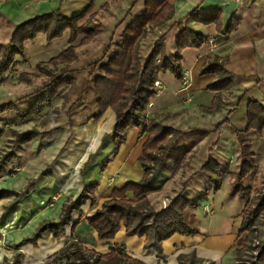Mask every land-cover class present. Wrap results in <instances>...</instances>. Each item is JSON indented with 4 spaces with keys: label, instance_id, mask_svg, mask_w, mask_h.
<instances>
[{
    "label": "trees",
    "instance_id": "trees-1",
    "mask_svg": "<svg viewBox=\"0 0 264 264\" xmlns=\"http://www.w3.org/2000/svg\"><path fill=\"white\" fill-rule=\"evenodd\" d=\"M174 0H145L140 13L131 17L121 32V41L116 43L114 53L105 59L113 43V37L108 43L104 55L93 63L99 74L93 80L96 95L97 111L90 116L97 120L104 112L111 108L115 113V123L110 133L104 136L113 143V153L116 154L120 145L126 140L129 129H138V136L146 135L139 162L143 168V176L137 181H128L121 187H115L111 193L103 197L100 208L91 216L81 215L73 224L74 227L85 220L92 227L99 239H111L120 229L121 224L128 235L144 237V247L154 248L158 254L162 252V243L174 234L194 235L198 231L189 226L185 218L188 206H197V202L184 194H178L162 208L156 209L148 195L161 190L162 186L152 185L155 175L166 168L171 158L169 145L172 139L180 134V130L165 125L148 114L149 105L159 90L155 81L159 80V73L170 71L175 78L181 79L183 68L181 60L183 50L187 47H199L207 41V37L185 27L176 36V51L173 57L165 54L164 45L157 39L144 60L141 59V44L149 30L162 25L174 16L170 6ZM92 4L84 10L66 16L58 9L34 16L17 25L7 43H0V74L16 63L18 56L25 54V44L42 34L46 40L51 41L61 38L68 32L67 45L55 56L45 62H38L37 68L52 75L50 81L34 92V100L28 107L27 114H39L46 106L53 103L60 89L74 83V78L69 76V71L59 75L54 69L45 70L48 66L68 65L76 58V49L91 41L94 36V26L90 23ZM188 17L202 24L215 23L220 28L222 11L220 9L204 10L199 7L192 9ZM120 21L118 25L122 24ZM237 20H232L227 29L230 33L235 29ZM114 36V35H113ZM80 37V38H79ZM79 39V42L75 43ZM45 65V66H44ZM44 66V67H43ZM203 73L214 74L215 79L207 84V89L219 92L232 87L230 73L223 66L222 61L213 59L203 68ZM16 103L13 101L0 104V114L16 112ZM248 125L246 131L255 130L261 133L264 130V107L256 100L247 102ZM14 144H23L35 138L38 132L29 129L15 133ZM10 152L0 161V170L14 157ZM174 156V155H173ZM252 165L245 159L240 162L236 180L239 184L238 197L244 202L245 207L241 212L239 232H246L247 236L241 247H235L234 253L237 264H264V249L255 258L253 251H259L264 241L257 246L252 245L255 225L259 223L264 211V194L259 195L254 202L249 204L251 188L243 184L244 177L251 171ZM199 172L206 173L210 178L214 191L221 184L220 163L212 156L200 166ZM96 182L83 186L79 194L67 199L61 208L58 219H44L34 231L25 236L19 245L35 243L45 233H50L54 238L65 234V226L71 221V212L78 209L87 200L96 207L97 198L95 191ZM20 196L14 190H0V199L10 195ZM70 248L63 264H145L139 259L131 257L124 246L112 244L109 251L99 253L93 249H86L76 238L72 231ZM179 264H204L203 260L194 256L179 255ZM8 264H21V253H15Z\"/></svg>",
    "mask_w": 264,
    "mask_h": 264
},
{
    "label": "crops",
    "instance_id": "crops-1",
    "mask_svg": "<svg viewBox=\"0 0 264 264\" xmlns=\"http://www.w3.org/2000/svg\"><path fill=\"white\" fill-rule=\"evenodd\" d=\"M99 1L0 0V16L10 28V40L15 27L27 19L56 9L66 16H71L84 10L89 4H92L91 9L96 10L97 7L101 8L103 5ZM144 1L115 0V3L120 5L117 7L118 13L115 16V29L119 30L120 36L131 17L142 11ZM170 6L174 11L173 18L162 25L151 28L143 39L141 47L144 49H146L144 45H149V47L144 56L141 54L142 60L146 58L152 44L157 39H160L159 42L164 45L165 54L173 57L176 51V36L185 27L201 33L207 37V41L199 47H187L183 50L181 65L183 71L189 70L190 72V82L186 88L183 87L182 80L175 78L170 71L159 73V80L165 87L152 98L148 113L150 116H154L158 122L180 130L179 136L184 135V132L188 130H199L200 135H196L197 137L187 144L192 148L197 146L208 148L207 157L210 155L220 163L221 177H228L234 172L235 159L238 156L237 145L240 142L238 136L247 132V102L253 99L264 107V0H174ZM196 7L204 10L220 9L222 11L220 28L215 23L202 24L191 20L188 13ZM234 19L237 20V25L235 29L227 33V29ZM120 21L123 22L118 25ZM66 35L68 32L64 34V36ZM212 37L217 38V44L214 51L211 52L209 39ZM64 38H66L64 41L66 46L68 36ZM213 59L222 61L223 66L230 73V79L233 82L231 88L219 92L207 89V84L215 79V75L203 73V68ZM108 117L110 118L107 124L109 130L105 131L101 129V126ZM90 120L96 124L95 126L93 124L95 129L92 132H97L98 129L102 132L101 143L104 144L106 139H109L100 154L101 157L104 155L108 157L107 160L100 164V161L98 164L96 163L98 167L101 165L99 170H95L97 167L94 166L95 169L92 168L90 171L89 180L86 179L78 191L80 192L84 185L96 182L98 184L95 191L96 207H93L91 201L87 200L78 209L72 210L71 221L65 226V234L58 239L50 233H45L35 243L19 245L22 239L30 235L42 220L58 219L66 199L55 208L53 215L35 219L31 222L29 231H25L21 235L18 234V240L15 242L16 250L12 253L0 251V261L1 259L3 261L4 258L13 259L15 253H21V264H45L44 260L49 257H55L58 260L62 257L66 258L71 248L68 244L73 231L86 249L106 253L109 251L110 245H122L131 257L139 259L145 264H179V255L192 253L195 257L203 260L204 264L238 263L234 249L246 234L239 232L241 207L230 219L225 217L219 221L210 217L214 212L212 208H210L211 212H206L204 207L208 206L207 204L202 206L200 214L196 207H192V220L186 221L198 232L194 235L177 233L172 235L163 241L161 254H158L154 248H145L144 237L128 235L122 224L111 239H99L95 230L85 220L80 221L73 230V224L79 220L80 216H91L97 208L101 207L103 197L109 195L112 189L121 187L128 181H137L143 176L139 156L142 153L146 135L139 137L137 128L129 129L126 140L120 145L116 154H112L114 149L112 140L109 137L105 140L103 138L113 129L114 111L108 108L100 118L97 120L90 118ZM225 130H229L226 135ZM251 131L253 130L248 132ZM204 136L206 138L203 142ZM228 143L231 145L226 150L224 146ZM246 145L247 143H245ZM227 153H231V155L229 154V156ZM201 158L202 156L198 158L202 162L199 167L204 163V159ZM69 160L71 159L69 158ZM168 170L167 166L159 171L161 172L159 177L166 174ZM47 177H51V174H47ZM85 177L87 178L88 175ZM162 183L165 184V181ZM161 184L152 180L154 186ZM235 195L237 192L233 194L231 191V196ZM152 204L156 208L153 202ZM226 226L228 228H225Z\"/></svg>",
    "mask_w": 264,
    "mask_h": 264
},
{
    "label": "rangeland",
    "instance_id": "rangeland-1",
    "mask_svg": "<svg viewBox=\"0 0 264 264\" xmlns=\"http://www.w3.org/2000/svg\"><path fill=\"white\" fill-rule=\"evenodd\" d=\"M100 1L103 3L102 7L90 11V23L95 29L93 39L76 49V58L70 64L48 66L45 69H54V73L58 75L68 70L74 83L60 89L53 103L39 114L28 115L27 110L35 98L34 92L48 83L52 75L41 71L36 64L47 61L63 50L66 39L64 37L68 35L51 41L46 40L42 34L37 35L34 40L26 42L25 54L18 56L16 63L0 74V104L13 101L17 107L16 112L0 114V161L10 152L15 154L0 170V190L9 189L20 193L18 197L14 194L0 199V251L4 253L16 250L18 234L29 231L31 222L53 215L60 203L76 197L82 183L89 178L91 169L97 167L95 170H99L101 165L98 167V162L103 163L108 158L105 155L101 157L100 154L109 139L104 144L101 143L102 132L100 129L92 132L96 124L89 118L97 111L93 80L99 71L93 67V63L104 55L112 37L113 43L105 59L114 53L115 44L121 41L119 30L115 29V16L118 13L116 10L120 5L115 0ZM9 30L0 16V42H8ZM77 42L79 39L75 43ZM144 46L146 49L141 47L142 56L149 47ZM109 120L108 117L102 122L101 129L109 130ZM29 129H35L37 136L27 143L14 144L15 133ZM229 130H225V135ZM196 135H200V131L192 129L171 140V158L167 165L169 170L160 177L161 172H158L153 178L158 184L164 181L165 184H161V191L150 193L149 199L156 208H162L164 201L167 205L172 198L182 193L197 202L196 210L199 214L202 206L207 204L206 212H211L212 208L214 212L210 217L217 221L225 217L230 219L240 207L241 215L245 204L238 197L236 173L242 160L245 159L252 165L251 171L243 179V184L251 188L249 204L264 194V130L261 133L247 131L238 136L240 142L237 145L238 156L235 159L234 172L228 177H221L220 187L216 191L208 175L198 169L202 163L198 158L205 156V162L208 148H192L187 144ZM205 138L206 136L203 137V142ZM230 145L226 144L225 149L230 148ZM49 173L51 177L48 178ZM231 191L233 194L237 192V195L232 197ZM192 207L186 208L187 221L192 220ZM246 236L247 233L244 239ZM252 236V245H258L255 241L259 244L264 241V211ZM244 239H240L237 247L243 245ZM57 260L49 257L44 263L63 264L65 257ZM10 261L12 258H4L0 264H8Z\"/></svg>",
    "mask_w": 264,
    "mask_h": 264
},
{
    "label": "built area",
    "instance_id": "built-area-1",
    "mask_svg": "<svg viewBox=\"0 0 264 264\" xmlns=\"http://www.w3.org/2000/svg\"><path fill=\"white\" fill-rule=\"evenodd\" d=\"M216 44H217V38L216 37H212L209 39V50L212 52L214 51L215 47H216ZM190 72L189 70H186V71H183L182 72V77H181V80H182V84H183V87L186 88L188 85H189V82H190ZM155 86L156 88L160 91L162 90L165 86L160 82V80H157L155 81ZM165 201H164V207L166 206L165 205ZM207 209V206L205 207ZM208 210V209H207ZM256 244L259 245V243L257 241H255ZM255 245V243L253 244ZM255 254L257 253V250L256 251H253Z\"/></svg>",
    "mask_w": 264,
    "mask_h": 264
},
{
    "label": "water",
    "instance_id": "water-1",
    "mask_svg": "<svg viewBox=\"0 0 264 264\" xmlns=\"http://www.w3.org/2000/svg\"><path fill=\"white\" fill-rule=\"evenodd\" d=\"M264 249V244L262 245V248L257 251V253L255 254V258L258 259V257L260 256V254L262 253V250Z\"/></svg>",
    "mask_w": 264,
    "mask_h": 264
}]
</instances>
